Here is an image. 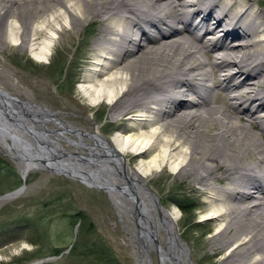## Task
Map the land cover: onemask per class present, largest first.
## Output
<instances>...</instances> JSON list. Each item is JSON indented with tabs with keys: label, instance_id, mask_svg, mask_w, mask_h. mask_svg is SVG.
<instances>
[{
	"label": "bare ground",
	"instance_id": "6f19581e",
	"mask_svg": "<svg viewBox=\"0 0 264 264\" xmlns=\"http://www.w3.org/2000/svg\"><path fill=\"white\" fill-rule=\"evenodd\" d=\"M87 27L79 93L108 103L119 128L105 135L0 87V147L23 180L46 169L102 188L137 264H198L177 207L148 184L170 171L205 195L209 245L226 251L216 264H264V0H0V40L39 62Z\"/></svg>",
	"mask_w": 264,
	"mask_h": 264
},
{
	"label": "rangeland",
	"instance_id": "374dc122",
	"mask_svg": "<svg viewBox=\"0 0 264 264\" xmlns=\"http://www.w3.org/2000/svg\"><path fill=\"white\" fill-rule=\"evenodd\" d=\"M93 37L87 27L81 34L59 38L47 62L0 40V87L113 135L119 123L110 119L108 103L91 108L79 93L78 81L88 66L81 53ZM148 184L165 206L177 207L181 236L196 262L216 264L226 251L213 254L209 245L216 223L201 215L205 195L170 171L151 176ZM21 186L25 189L19 197L0 206V264H137L131 225L124 227L106 190L46 169L31 171L24 181L15 161L0 147V196Z\"/></svg>",
	"mask_w": 264,
	"mask_h": 264
},
{
	"label": "water",
	"instance_id": "95a60500",
	"mask_svg": "<svg viewBox=\"0 0 264 264\" xmlns=\"http://www.w3.org/2000/svg\"><path fill=\"white\" fill-rule=\"evenodd\" d=\"M7 97H9L8 95H7ZM24 188V186H21V187H19L18 189H15L14 191H11V192H8V193H6V194H4V195H8V194H10V193H13V192H16V191H18L20 188ZM4 195H1V196H4ZM0 196V197H1Z\"/></svg>",
	"mask_w": 264,
	"mask_h": 264
},
{
	"label": "trees",
	"instance_id": "16d2710c",
	"mask_svg": "<svg viewBox=\"0 0 264 264\" xmlns=\"http://www.w3.org/2000/svg\"><path fill=\"white\" fill-rule=\"evenodd\" d=\"M79 216H80V215H77V214H75V215H74V218H76V217H78V218H79Z\"/></svg>",
	"mask_w": 264,
	"mask_h": 264
}]
</instances>
